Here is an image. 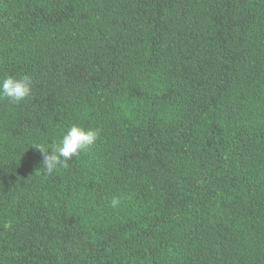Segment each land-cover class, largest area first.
I'll list each match as a JSON object with an SVG mask.
<instances>
[{
  "label": "trees",
  "instance_id": "obj_1",
  "mask_svg": "<svg viewBox=\"0 0 264 264\" xmlns=\"http://www.w3.org/2000/svg\"><path fill=\"white\" fill-rule=\"evenodd\" d=\"M25 74L0 264H264V0H0V80ZM73 124L97 142L44 175Z\"/></svg>",
  "mask_w": 264,
  "mask_h": 264
},
{
  "label": "clouds",
  "instance_id": "obj_2",
  "mask_svg": "<svg viewBox=\"0 0 264 264\" xmlns=\"http://www.w3.org/2000/svg\"><path fill=\"white\" fill-rule=\"evenodd\" d=\"M33 91V80L30 75H8L0 80V98H6L12 104H17L30 97ZM100 130L84 128L73 124L63 133L60 142L51 148L45 145L34 146L43 157L44 175H51L60 167H67L73 157H78L82 152L88 151L98 140ZM120 203L119 198L113 197L111 207L116 208Z\"/></svg>",
  "mask_w": 264,
  "mask_h": 264
}]
</instances>
